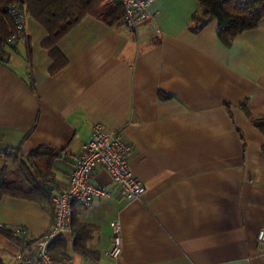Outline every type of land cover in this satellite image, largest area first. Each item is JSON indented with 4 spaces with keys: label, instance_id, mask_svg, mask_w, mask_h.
<instances>
[{
    "label": "crops",
    "instance_id": "0c3cea01",
    "mask_svg": "<svg viewBox=\"0 0 264 264\" xmlns=\"http://www.w3.org/2000/svg\"><path fill=\"white\" fill-rule=\"evenodd\" d=\"M149 12L134 31L85 15L56 43L66 63L55 72L41 45L47 31L26 16L23 39L0 48V151L53 155L51 196L67 186L94 123L130 144L144 193L74 204L72 221L88 228L58 242L63 264H264L256 239L264 226V20L226 46L198 0H155ZM93 181L116 191L101 166ZM113 220L122 232L117 258L109 256ZM52 221L49 201L1 197L0 226L25 236L0 232L3 264H16Z\"/></svg>",
    "mask_w": 264,
    "mask_h": 264
},
{
    "label": "trees",
    "instance_id": "16d2710c",
    "mask_svg": "<svg viewBox=\"0 0 264 264\" xmlns=\"http://www.w3.org/2000/svg\"><path fill=\"white\" fill-rule=\"evenodd\" d=\"M0 0V48L7 45V40L15 33L9 8L12 5L20 7L26 16H31L40 23L48 33L42 42V47L49 49L53 60L51 72L64 67L66 60L55 48L56 43L69 32L85 15L90 14L102 20L109 26H122L123 9L120 0ZM199 11L204 18L217 21V36L226 46L244 31L256 28L264 20V0H198ZM201 22L198 17L193 21ZM10 45V44H9ZM46 159H37L36 152L27 158H21L15 150L0 151V199L3 196L44 200L50 202L47 181L52 158L46 153ZM10 168L9 175L4 171ZM52 208V207H51ZM53 211V210H52ZM87 230L83 223L72 221V230ZM0 232L14 235L13 230L0 226ZM78 233V232H77ZM62 237L56 239L49 251L59 263L65 258V244L57 246ZM75 249L89 255L81 239H74ZM59 255V256H58ZM89 257H91L89 255ZM0 264L3 262L0 260Z\"/></svg>",
    "mask_w": 264,
    "mask_h": 264
},
{
    "label": "built area",
    "instance_id": "2783aa9c",
    "mask_svg": "<svg viewBox=\"0 0 264 264\" xmlns=\"http://www.w3.org/2000/svg\"><path fill=\"white\" fill-rule=\"evenodd\" d=\"M155 0H120L123 17L122 27L134 31L139 22L150 16L149 8ZM15 33L7 43L15 45L23 39L25 31L24 11L12 5L9 8ZM131 146L119 131H108L101 123H94L91 137L78 155L68 175L67 186L58 194L50 196L53 221L40 237L25 242L15 256L16 264H63L52 257L49 247L56 239L72 233V209L74 204L87 206L95 199L108 198L113 194L129 201L138 199L145 191L144 184L132 173L128 164ZM101 166L116 186L115 193L93 181L95 169ZM112 239L109 256L117 258L122 251V232L117 220L109 223ZM13 234L24 239L19 227H13ZM257 247L264 253V226L257 232Z\"/></svg>",
    "mask_w": 264,
    "mask_h": 264
},
{
    "label": "rangeland",
    "instance_id": "374dc122",
    "mask_svg": "<svg viewBox=\"0 0 264 264\" xmlns=\"http://www.w3.org/2000/svg\"><path fill=\"white\" fill-rule=\"evenodd\" d=\"M10 171V168H7L5 171H4V174L7 176V175H9V172Z\"/></svg>",
    "mask_w": 264,
    "mask_h": 264
},
{
    "label": "water",
    "instance_id": "95a60500",
    "mask_svg": "<svg viewBox=\"0 0 264 264\" xmlns=\"http://www.w3.org/2000/svg\"><path fill=\"white\" fill-rule=\"evenodd\" d=\"M44 185H45L48 189H51V186H49V184L44 183Z\"/></svg>",
    "mask_w": 264,
    "mask_h": 264
}]
</instances>
